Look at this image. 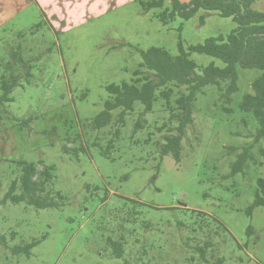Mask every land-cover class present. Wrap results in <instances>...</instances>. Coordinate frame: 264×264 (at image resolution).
<instances>
[{
  "label": "rangeland",
  "instance_id": "1",
  "mask_svg": "<svg viewBox=\"0 0 264 264\" xmlns=\"http://www.w3.org/2000/svg\"><path fill=\"white\" fill-rule=\"evenodd\" d=\"M256 7L264 10V2ZM156 13L143 14L136 0H0V61H10L12 48L19 46L26 60H34L30 82L14 89L7 113L2 110V197L15 178L14 163L27 161L54 166L53 188L65 198L54 209L12 203L0 207V238L7 243H0V264H123L113 257L107 238L118 239L131 229L115 222L121 209L126 215L134 213L132 205H126L129 199L147 207L140 209V227L125 245L128 255L145 246V260H155L149 264H189L190 255L183 250L185 234L175 223L190 217L187 207L219 220L243 246L240 249L229 233L218 239L229 263L264 264V207L247 214L258 181L264 178V143H255L258 123L240 107L264 71L238 67L239 90L230 100L225 97L226 85L222 91L215 86L204 89L179 162L171 155L161 159L152 148L130 141L144 109L140 102L115 143L112 158L103 155L110 140L104 129L98 133L100 146H93L97 133H92L84 142L86 152L78 158L64 151L68 137L104 111L110 96L106 88L131 81L142 63L139 50L158 47L177 56L180 41L187 50L209 38L226 37L237 27L232 18L203 10L188 21L177 18L164 26ZM190 58L201 67L212 63L225 67L207 55ZM164 112L161 102L156 103L154 113L146 116L148 124H163ZM250 145L251 158L233 174V165ZM149 222L154 227L145 228ZM29 244H34L30 255L15 252Z\"/></svg>",
  "mask_w": 264,
  "mask_h": 264
},
{
  "label": "trees",
  "instance_id": "2",
  "mask_svg": "<svg viewBox=\"0 0 264 264\" xmlns=\"http://www.w3.org/2000/svg\"><path fill=\"white\" fill-rule=\"evenodd\" d=\"M141 6L143 14L147 15L157 10L154 16L164 26H169L177 18L182 21L192 19L199 11L216 13L221 18H232L237 27L226 37L218 36L207 39L203 44L189 46L185 50L183 43H179V55L172 56L166 49L152 47L146 51L139 50L142 63L134 72L130 82L120 85H109L106 90L109 99L104 104V111L80 127V132L74 137H68L64 146L65 153L74 154L86 152L84 142L88 135L97 133L93 146H100L98 133L107 131L110 140L102 150L103 155L112 158L115 143L121 138L127 125L129 116L135 113V104L140 102L144 109L139 113L130 141L134 145L150 147L163 159L171 155L177 162L181 160L183 140L187 130L194 124L193 114L197 98L207 86H215L220 91L226 85L225 97L231 96L239 90L238 67L246 70L258 69L264 71V10L256 7L257 2L264 0H136ZM204 23V18H202ZM20 38L24 34H19ZM192 54L207 55L221 60L224 68L210 64L199 66L190 57ZM33 59L26 60L21 46L12 48L11 60L0 61V123L8 104L13 102L14 89L29 83L33 72ZM252 93L244 96L240 107L245 113L253 115L258 123L255 143H264V75L252 84ZM176 96V98H175ZM161 102L164 113H167L163 124L150 126L146 116L154 113L155 104ZM2 110H5L3 113ZM120 110L117 116L113 112ZM30 120L24 122L28 124ZM146 131V134L143 132ZM71 143H79V147H70ZM252 146L244 149L237 162L233 165V174L243 170L246 162L251 158ZM15 178L10 182L6 194L2 197L3 183L0 180V207L7 203L24 204L36 210L59 208L65 198L53 188L55 179L54 166H45L42 162L31 163L19 161L14 163ZM107 200L105 199L103 203ZM127 206L132 205L134 213L124 214L123 209L117 211L115 222L131 225V229L124 230L114 239L108 236L107 245L112 249L113 257L123 260V264H149L153 260H145L148 256L147 248L136 253L126 252L125 245L135 236V228L140 227V209L147 207L136 200H127ZM258 207H264V178L258 181L254 203L248 208L247 214L252 215ZM190 217L185 221L178 219L175 223L178 230L184 232V253L190 255L189 264H231L222 256L218 246V239L231 233L216 218L197 210H190ZM145 228L154 227L144 223ZM252 230L249 228V231ZM16 234L12 235L15 239ZM232 239L234 237L231 235ZM137 240V239H136ZM0 243L7 246L6 238H0ZM137 243V242H136ZM238 247L242 249L237 241ZM34 244L19 246L15 252L27 251L30 255ZM154 249L153 246L148 248ZM134 258L131 262L129 257ZM155 261V260H154ZM196 264V263H195Z\"/></svg>",
  "mask_w": 264,
  "mask_h": 264
},
{
  "label": "crops",
  "instance_id": "3",
  "mask_svg": "<svg viewBox=\"0 0 264 264\" xmlns=\"http://www.w3.org/2000/svg\"><path fill=\"white\" fill-rule=\"evenodd\" d=\"M188 3V2H187Z\"/></svg>",
  "mask_w": 264,
  "mask_h": 264
}]
</instances>
